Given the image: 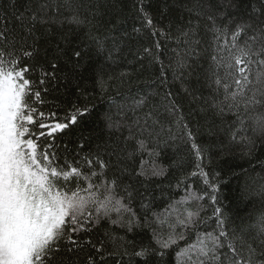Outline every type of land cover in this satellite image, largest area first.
Instances as JSON below:
<instances>
[{"label":"snow or ice","instance_id":"obj_1","mask_svg":"<svg viewBox=\"0 0 264 264\" xmlns=\"http://www.w3.org/2000/svg\"><path fill=\"white\" fill-rule=\"evenodd\" d=\"M243 2L0 0V264H169V256L175 264H264V211L253 223H230L220 204L221 173L208 170L214 145L198 142L199 125L194 131L167 75L183 80L187 72L204 81L208 96L184 91L202 101L209 136L227 124L228 143L246 148L245 156L264 146V5L259 15H241ZM125 8L139 22L133 31L153 38L137 55L161 64L165 103L141 98L131 106L123 148L83 133L65 142L89 111L79 103L92 95L89 61L112 51L98 17L126 22ZM176 9L182 15L173 34ZM160 37L174 40V64L153 53ZM95 83L101 92L110 86L99 74ZM177 141L191 162L174 160L178 174L167 185L162 165L144 169L141 161L140 170H130L125 163L137 152L159 156ZM153 179L161 193L164 187L182 193L179 199L156 210L146 182ZM145 230L147 244L127 239Z\"/></svg>","mask_w":264,"mask_h":264},{"label":"trees","instance_id":"obj_2","mask_svg":"<svg viewBox=\"0 0 264 264\" xmlns=\"http://www.w3.org/2000/svg\"><path fill=\"white\" fill-rule=\"evenodd\" d=\"M89 2L90 0H83L85 4ZM262 5H264V0H244L240 8V14L259 15ZM81 11L83 12V9ZM65 15H68V13H65ZM181 15L179 9L171 13L173 34L176 26L181 23ZM183 15L186 19L187 14L183 13ZM98 19L101 23L100 34L107 37V47L111 48L112 51L110 55L104 53L93 56L89 61L85 76L89 92L92 95L87 101H79L81 104H87L89 111L80 119L79 126L74 127L63 139L65 142L74 141L83 133L90 136L93 141L112 140L115 141L118 148H123L124 141L129 137L127 125L133 119V114L130 111L131 106L141 98H147L149 104L163 105L165 103L163 100L165 88L159 79L161 64L159 62L150 63L148 60L142 61L138 58V52L142 51L144 46L152 45L153 38L143 30L141 32L133 31L134 26L139 27V22L133 18L128 8H125L123 15L120 17L122 21L126 20V22L117 24L115 15L111 17L112 24L107 23L108 16L98 17ZM168 22V19H165L162 24L167 25ZM228 22L225 21V23ZM200 23L204 24L206 21L202 20ZM63 27L68 29L73 26L65 23ZM160 40L161 49L157 50L153 46V53L159 56V60L163 61L164 65L167 66L170 61H173L174 64L175 53L173 50L177 47L174 40L171 38L165 39L164 37H160ZM92 47L94 49V45ZM97 74L108 81L110 86L106 92H101L99 87L96 86ZM167 75L168 87L175 95L177 102L182 105L193 130L196 131L199 125L198 142L214 145L212 162L208 165V170L221 173V179L224 183L220 187V204L229 217L230 223L235 222L237 225L241 222L245 224L253 223L256 216L264 211V194L259 193L260 185L264 184V167L261 166L264 164V146H260L250 157L245 156L246 148H242L240 144L228 143V134L225 131L227 124L217 127L216 136H209L205 114L199 111V105L202 101L193 100V97L184 91L187 88L189 91L194 92L196 96H200L201 93L208 96L209 89L204 85V81L201 79L198 82L195 74L189 76L187 72L184 73L183 80L174 79L171 70L168 71ZM109 77H111V80H109ZM160 111L163 113V107L160 108ZM108 116L111 117L112 121H123V125L119 128L110 126L107 120ZM207 116H211V113H208ZM166 118L171 119L161 115L162 120ZM226 119L230 123L232 117ZM216 123L220 125L219 120ZM132 131L135 132V128ZM257 144L260 145L259 139H257ZM69 146L71 147V145ZM134 146V140L128 141V151H131ZM221 147L224 149L222 153L220 152ZM181 157L185 158L186 163L191 162V156L186 146L177 141L173 146L164 148L159 156H150L147 152H137L125 163L130 170H140L141 161H143L144 169H150L153 165H162L168 172V180L163 181V184L167 185L169 180L174 181L175 176L178 174L173 161L179 160ZM138 179L143 180L142 177ZM146 182L158 198L155 201L156 210L162 209L169 199H179L182 194L168 187H164L163 193H161V190L155 187L156 184L161 183L159 179ZM119 235H123V233L121 232ZM127 239L135 240L137 244H147L151 239V234L145 230L139 232L135 237L128 235ZM168 261L169 264H175L172 256L168 257Z\"/></svg>","mask_w":264,"mask_h":264}]
</instances>
